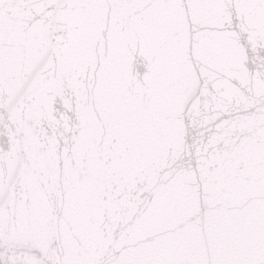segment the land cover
I'll return each mask as SVG.
<instances>
[{
	"label": "snow or ice",
	"instance_id": "6c2138e0",
	"mask_svg": "<svg viewBox=\"0 0 264 264\" xmlns=\"http://www.w3.org/2000/svg\"><path fill=\"white\" fill-rule=\"evenodd\" d=\"M0 264H264V0H0Z\"/></svg>",
	"mask_w": 264,
	"mask_h": 264
}]
</instances>
